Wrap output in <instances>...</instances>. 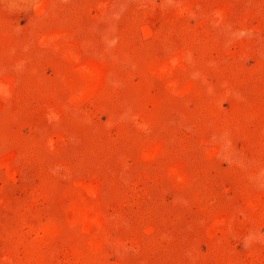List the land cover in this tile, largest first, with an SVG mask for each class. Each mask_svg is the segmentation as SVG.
Here are the masks:
<instances>
[{
	"label": "rangeland",
	"instance_id": "1",
	"mask_svg": "<svg viewBox=\"0 0 264 264\" xmlns=\"http://www.w3.org/2000/svg\"><path fill=\"white\" fill-rule=\"evenodd\" d=\"M0 264H264V0H0Z\"/></svg>",
	"mask_w": 264,
	"mask_h": 264
}]
</instances>
